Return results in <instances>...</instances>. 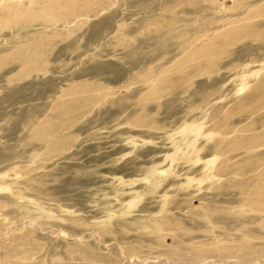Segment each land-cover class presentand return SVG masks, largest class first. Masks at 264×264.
<instances>
[{"label":"rangeland","instance_id":"rangeland-1","mask_svg":"<svg viewBox=\"0 0 264 264\" xmlns=\"http://www.w3.org/2000/svg\"><path fill=\"white\" fill-rule=\"evenodd\" d=\"M16 8L0 264H264V0Z\"/></svg>","mask_w":264,"mask_h":264},{"label":"bare ground","instance_id":"bare-ground-1","mask_svg":"<svg viewBox=\"0 0 264 264\" xmlns=\"http://www.w3.org/2000/svg\"><path fill=\"white\" fill-rule=\"evenodd\" d=\"M4 1L6 2V1H9V0H0V4H1V2H4ZM10 1H11V0H10ZM13 1H14V0H13ZM22 1H23V0H22ZM18 2H19L18 5L20 6V5H21V0H18ZM14 3H15V2H14ZM14 3H13V4H14ZM22 3H23V2H22ZM50 3H51V2H50ZM5 4H6V3H5ZM13 4H12V7H11V6H9V7H8V6H5V7H4V6H2L3 4H1V5H0L1 9H0V10H2V9L4 10V9H7V8H8V10L10 11L11 9H15L16 7L19 8V6H17V4H16V7L14 8V5H13ZM18 8H16V9H18ZM3 13H4V12H3ZM27 14H28V12H27ZM27 14L25 13V15H27ZM31 14H32V13H31ZM7 15H8V14H7ZM7 15H6V16H7ZM28 19H30L29 16H28ZM51 19H52V17H51ZM55 19H56V18H55ZM52 20H53V19H52ZM26 21H27V20H26ZM55 21H56V20H55Z\"/></svg>","mask_w":264,"mask_h":264}]
</instances>
